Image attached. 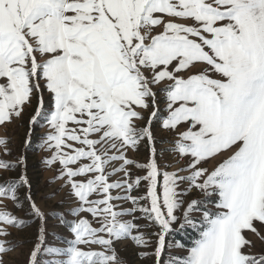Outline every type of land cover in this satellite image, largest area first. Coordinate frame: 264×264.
Wrapping results in <instances>:
<instances>
[{
    "label": "snow or ice",
    "instance_id": "obj_1",
    "mask_svg": "<svg viewBox=\"0 0 264 264\" xmlns=\"http://www.w3.org/2000/svg\"><path fill=\"white\" fill-rule=\"evenodd\" d=\"M0 128V264H264V0H0Z\"/></svg>",
    "mask_w": 264,
    "mask_h": 264
},
{
    "label": "rangeland",
    "instance_id": "obj_2",
    "mask_svg": "<svg viewBox=\"0 0 264 264\" xmlns=\"http://www.w3.org/2000/svg\"><path fill=\"white\" fill-rule=\"evenodd\" d=\"M45 130L46 129L44 127H40L37 128L36 133L39 134L41 132H44ZM27 132L28 127L26 122L21 121L16 127L12 125L8 126L7 136L13 139L17 147H20L26 138ZM4 137L5 130L3 128H0V138ZM20 150L22 151L23 149L21 148ZM44 155L45 152L43 150H35V146H33V148L30 149L28 152L29 176L33 179L34 192L38 200L41 196H44L45 194L51 192L54 188H56L58 183V181H52V183L50 184L46 183V181H48L52 176L55 175V169L51 166L45 167L40 163L41 157ZM61 196L65 198V207H67V196L65 195V190L63 189L56 196L52 197L51 200H48L46 203L48 205H52L57 200H59ZM8 206L11 207V202H8ZM17 214L19 215L20 213ZM11 231L14 233V236L11 237V239L13 240H20L26 238L27 234L24 232L18 233L17 230L14 228L11 229ZM30 247L31 244L25 242L23 244H20L13 250L4 253L3 264H23L24 256L26 255Z\"/></svg>",
    "mask_w": 264,
    "mask_h": 264
}]
</instances>
